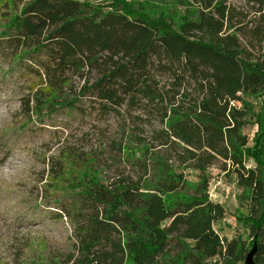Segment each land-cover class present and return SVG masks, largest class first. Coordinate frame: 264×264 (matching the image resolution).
<instances>
[{
    "label": "trees",
    "instance_id": "obj_1",
    "mask_svg": "<svg viewBox=\"0 0 264 264\" xmlns=\"http://www.w3.org/2000/svg\"><path fill=\"white\" fill-rule=\"evenodd\" d=\"M21 1L0 0L11 10L4 34L18 30L11 43L49 57L27 115L46 100L74 108L87 94L104 115L127 111L118 150L141 173L105 182L86 161L74 250L58 264H246L254 245L264 264V101L256 114L249 100L264 97V0H243L247 10L227 0H108L110 11L102 0ZM144 101L151 112L131 115ZM150 116L154 143L137 140L134 150L132 125ZM219 161L249 202L238 219L249 240L215 229L225 208L209 198L206 171Z\"/></svg>",
    "mask_w": 264,
    "mask_h": 264
},
{
    "label": "rangeland",
    "instance_id": "obj_2",
    "mask_svg": "<svg viewBox=\"0 0 264 264\" xmlns=\"http://www.w3.org/2000/svg\"><path fill=\"white\" fill-rule=\"evenodd\" d=\"M29 1L22 0L19 9ZM227 1L239 9L248 8L243 0ZM95 3L112 10L108 0ZM9 11L0 4V264H58V259L63 261L74 250L73 222H80L75 213L82 208L76 188L83 186L87 176L86 161L92 162L90 168L105 182L121 174L137 177L141 173L118 150L125 123H129L127 111L123 116L104 115L100 102L87 94L74 108L57 109L46 100L38 105L40 115H27L24 100L47 81L44 64L49 61L48 49L28 52L11 43L18 30L6 36L4 23ZM184 11L180 9V13ZM72 80L76 89L83 86L77 76ZM249 100L255 113L261 114L264 97ZM151 107L144 101L131 115L150 113ZM145 121L144 128L139 120L132 125L134 150L139 146L137 140L154 143L152 131L158 120L150 116ZM258 131L252 118L244 130L250 146ZM222 164L219 161L206 171L209 198L225 208V217L215 229L228 239L249 240L246 223L238 221L248 215L249 202L238 188L236 176L225 174ZM248 164L254 166L252 161ZM185 174L190 181H198L199 171L188 169Z\"/></svg>",
    "mask_w": 264,
    "mask_h": 264
},
{
    "label": "water",
    "instance_id": "obj_3",
    "mask_svg": "<svg viewBox=\"0 0 264 264\" xmlns=\"http://www.w3.org/2000/svg\"><path fill=\"white\" fill-rule=\"evenodd\" d=\"M256 250H257V247L256 245H254L252 251L247 256L246 264H255L254 256H255Z\"/></svg>",
    "mask_w": 264,
    "mask_h": 264
}]
</instances>
